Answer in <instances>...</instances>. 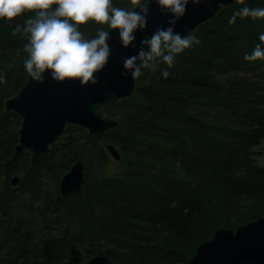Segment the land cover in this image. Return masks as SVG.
Masks as SVG:
<instances>
[{
    "label": "trees",
    "instance_id": "1",
    "mask_svg": "<svg viewBox=\"0 0 264 264\" xmlns=\"http://www.w3.org/2000/svg\"><path fill=\"white\" fill-rule=\"evenodd\" d=\"M112 3L131 8L130 0ZM243 7L264 8V0L223 8L192 33L200 43L178 54L171 68L159 63L155 72L144 70L131 97L103 106L117 127L90 135L68 125L40 162L31 165L25 152L5 168L0 264H84L99 255L109 264H178L218 228H236L264 213V163L257 164L256 151L264 139V61L244 59L260 43L264 18L237 17L230 25ZM30 15L11 26L0 19V73L7 80L0 84V149L6 160L21 119L5 112L4 102L29 76L27 37L11 32ZM78 27L92 38L106 26L89 21ZM211 99L221 109L210 119L207 107L193 113L192 105L205 101V107ZM213 119L217 128L209 124ZM108 143L121 156L119 172L108 167ZM77 161L85 182L63 199L59 181ZM18 172L11 187L8 179ZM22 195L28 202L11 213Z\"/></svg>",
    "mask_w": 264,
    "mask_h": 264
},
{
    "label": "water",
    "instance_id": "2",
    "mask_svg": "<svg viewBox=\"0 0 264 264\" xmlns=\"http://www.w3.org/2000/svg\"><path fill=\"white\" fill-rule=\"evenodd\" d=\"M237 3V0H201L194 4L189 0L186 12L177 21L174 31L182 36L191 34L207 20L214 18L222 8ZM135 11L138 12L139 8ZM169 18L171 13L162 15L157 4L151 3L147 27L136 31L134 47H122L118 31L109 30L111 55L104 69L96 73L95 84L81 86L75 80L57 82L47 72L43 83L36 82L29 76L20 91L4 103L6 112L13 111L21 118L18 143L7 166L25 152L31 155V165L40 162L67 125L82 127L90 135L115 128L118 121L105 118L100 109L129 98L134 92L135 79L131 72L127 76L122 75L126 71L123 61L138 53L142 39L150 37L159 27H169ZM105 149L115 161L121 159L113 144H106ZM18 182V176L10 181L11 185ZM84 182V166L77 161L60 179L58 190L63 199H68L81 190ZM84 264H109V260L101 255ZM178 264H264V213L234 229H217L209 239L195 246L186 261Z\"/></svg>",
    "mask_w": 264,
    "mask_h": 264
},
{
    "label": "clouds",
    "instance_id": "3",
    "mask_svg": "<svg viewBox=\"0 0 264 264\" xmlns=\"http://www.w3.org/2000/svg\"><path fill=\"white\" fill-rule=\"evenodd\" d=\"M191 2L198 4L201 0ZM237 2L243 3V0ZM151 3L157 4L162 15L171 13V18L167 21L169 27L157 28L150 37L141 40L136 55L124 59L126 71L122 75L131 72L133 79H139L144 70L155 72L159 63L171 68L178 54L200 43L194 34L182 36L174 31L189 0H130L131 8L116 7L112 0H0V19L11 26L15 18L32 13L23 24L12 28L11 35L27 37L23 46L27 57L23 65L34 81L43 83L47 72L57 82L75 80L84 86L97 83L96 73L108 63L111 55L109 30L118 31L122 47H134L136 31L147 27ZM137 8L138 12L135 11ZM237 17L261 19L264 8L243 7L230 17L228 23L234 24ZM89 21L106 27H98L95 36L87 38L78 26L87 25ZM259 41L252 53L244 56L246 61H264V33L260 34ZM162 75L167 78L170 73L165 69ZM150 82V79L146 80L145 84ZM3 83H7L6 75L0 73V84Z\"/></svg>",
    "mask_w": 264,
    "mask_h": 264
},
{
    "label": "rangeland",
    "instance_id": "4",
    "mask_svg": "<svg viewBox=\"0 0 264 264\" xmlns=\"http://www.w3.org/2000/svg\"><path fill=\"white\" fill-rule=\"evenodd\" d=\"M192 34V33H191ZM13 96H15V95H13ZM12 96V97H13ZM205 101H203L202 103H199L198 104V102H197V106L196 105H192V108L191 109H194L193 110V113H197L198 112V109H199V111L200 112H204V111H202V109L203 108H206L207 107V109L209 110V111H205V112H207V114H208V119H210L214 114H212V113H215V110H217V109H221L220 108V103H218L216 100H210L206 105H205V107H203V103H204ZM189 107V106H188ZM200 108H202V109H200ZM5 111V110H4ZM6 112V111H5ZM9 112V111H8ZM209 112V113H208ZM211 114H212V116H211ZM222 114H226V113H222ZM103 116H104V114H103ZM109 118H111V117H109ZM204 118H207V117H204ZM115 119V118H114ZM208 119H207V121H208ZM224 119V118H223ZM213 122L214 123H212V122H210L209 124L211 125V126H214L215 128H217L216 127V124L215 123H218V121H217V119H213ZM207 123V122H206ZM208 124V123H207ZM19 128H20V126H19ZM18 131H19V129H18ZM64 131V130H63ZM62 131V132H63ZM107 132V131H106ZM109 144V143H108ZM106 145V144H105ZM256 151L259 153V155H258V157H257V164L258 165H261V164H263L264 163V139H263V141H262V143L258 146V147H256ZM6 162H8V160L6 161V159H5V156H4V154H3V152L1 151V149H0V181H1V183H2V181H4V179H5V176H4V170H5V163ZM108 167H109V169L111 170V171H114V172H119L120 170H121V166L118 164V162H116L112 157H111V159L109 160V164H108ZM16 176H18L19 178L21 177V174H20V172H18V174H15ZM15 175H11L10 177H9V183H10V179L11 178H13ZM84 184V183H83ZM47 185V190L49 189V186H48V184H46ZM11 187H15V186H12V185H10ZM52 188V187H51ZM51 188H50V190H51ZM29 195H22L19 199V202H17L15 205H14V207L12 208V211H11V213H16V212H19V209L21 210L23 207H24V203H26V202H28V197ZM33 205H35V203H33ZM15 209H17V211H15Z\"/></svg>",
    "mask_w": 264,
    "mask_h": 264
},
{
    "label": "bare ground",
    "instance_id": "5",
    "mask_svg": "<svg viewBox=\"0 0 264 264\" xmlns=\"http://www.w3.org/2000/svg\"><path fill=\"white\" fill-rule=\"evenodd\" d=\"M15 146H16V145H15ZM14 148H15V147H14ZM13 153H14V149H13ZM12 155H13V154H12ZM11 157H12V156H11ZM11 157L9 158V160L11 159ZM9 160H8V161H9ZM6 161H7V160H6ZM10 164H11V163H10ZM10 164H9V165H10ZM5 167L7 168V162L5 163ZM68 172H69V171H68ZM65 174H66V173H65ZM61 178H62V177H61ZM59 182H60V181H59ZM12 186H14V185H12Z\"/></svg>",
    "mask_w": 264,
    "mask_h": 264
}]
</instances>
